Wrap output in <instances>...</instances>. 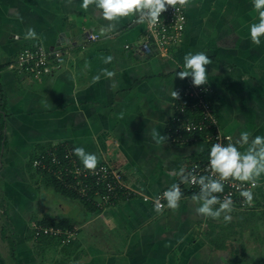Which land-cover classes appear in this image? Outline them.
<instances>
[{
  "label": "crops",
  "instance_id": "obj_1",
  "mask_svg": "<svg viewBox=\"0 0 264 264\" xmlns=\"http://www.w3.org/2000/svg\"><path fill=\"white\" fill-rule=\"evenodd\" d=\"M81 2L0 0V264H232L229 226L197 215L191 196L175 212L165 206L157 214L143 195L179 182L181 167L187 172L208 155L206 142L175 143L168 129L177 99L171 92L184 82L176 72L188 52L212 60L206 67L225 132L235 141L244 130L264 136V37L260 46L250 40L252 0H189L175 58L140 55L135 46L146 27L129 18L87 40L108 22ZM29 27L37 39H24ZM36 45L62 51L52 74L38 80L9 69L23 48ZM107 55L110 64L101 60ZM103 68L115 76L92 83ZM153 129L165 137L160 143ZM51 145L97 154L137 193L93 209L40 182L30 160ZM54 219L70 231L58 249L52 236L33 231Z\"/></svg>",
  "mask_w": 264,
  "mask_h": 264
},
{
  "label": "built area",
  "instance_id": "obj_2",
  "mask_svg": "<svg viewBox=\"0 0 264 264\" xmlns=\"http://www.w3.org/2000/svg\"><path fill=\"white\" fill-rule=\"evenodd\" d=\"M146 31L142 40L135 46L142 56L160 54L175 58L177 49L182 45L186 37L187 15L186 7L171 6L162 13L160 23L156 28ZM102 36L94 31L87 32V40L95 41ZM126 47H130L127 45ZM60 50H48L42 45L23 48L16 59L9 64V69L18 73L27 74L38 80L44 79L53 73L58 67ZM179 93L176 99V109L171 117L169 132L175 143L199 142L208 144V151L213 143L227 144L228 137L234 138L225 132L218 119L217 100L214 88L208 78L206 85L194 86L191 77L185 78L183 84L178 87ZM32 167L40 174L47 173L52 176L59 185L72 191L81 199L93 203L98 209H105L115 204L122 197H131L136 190L130 188L124 181L122 171L109 163L100 162L96 171L85 170L82 163L73 154V150L64 145L61 147L50 146L41 150L31 159ZM208 155L205 159L194 161L189 165L188 171L195 170L197 175H207ZM259 186L252 189L254 203L264 190V183L259 180ZM238 182L225 184L224 192L218 194L221 199L231 195L234 201V209H249L242 206V197L237 190ZM246 187L248 185H245ZM182 192H199L198 185H180ZM166 189V188H165ZM165 189L154 196L143 195L145 200L154 202V199ZM183 197V196H182ZM163 203L166 202L162 201ZM252 207V206H251ZM34 234L58 236L66 234L69 241L70 231L60 226H34Z\"/></svg>",
  "mask_w": 264,
  "mask_h": 264
},
{
  "label": "clouds",
  "instance_id": "obj_3",
  "mask_svg": "<svg viewBox=\"0 0 264 264\" xmlns=\"http://www.w3.org/2000/svg\"><path fill=\"white\" fill-rule=\"evenodd\" d=\"M188 4L189 0H82L79 7L84 11L90 6L94 7L101 18L108 22L100 31V35L103 36L114 31L117 23L124 18H129L135 24H146L148 29L152 30L160 23L162 13L167 11L169 6L176 9L177 6L186 7ZM252 5L257 14V22L249 25V36L253 44L260 46L261 38L264 37V0H252ZM24 39H37L35 29L27 28ZM113 59L112 55L101 57L104 64L112 63ZM211 63V58L203 51L188 52L184 55L182 69L176 72V76L180 79L191 77L192 84L197 87L206 85L208 83L206 66ZM101 76L111 79L115 76V72L103 68L99 74L93 76L92 83L99 82ZM171 95L178 98L179 93L174 90ZM151 135L157 143L165 139L155 129ZM228 140L227 144L217 142L210 146L207 175H197L195 170L186 172L181 167L176 173L179 182L172 183L154 199L153 210L157 214H162L166 206L167 209L175 212L183 196L180 185H198L199 192L191 197L192 202L197 205L196 214L214 220L223 217L225 223L231 222L234 201L230 194L223 199L218 195L224 192L225 184L228 182H238L234 186H237L242 197V206H253L252 189L259 186V179L264 175V136H253L252 133L244 130L240 132L239 139L235 142H232L231 137H228ZM73 154L81 161L85 170L93 173L96 171L99 163L97 154L86 151L82 146L74 147ZM162 201L166 202V205Z\"/></svg>",
  "mask_w": 264,
  "mask_h": 264
},
{
  "label": "rangeland",
  "instance_id": "obj_4",
  "mask_svg": "<svg viewBox=\"0 0 264 264\" xmlns=\"http://www.w3.org/2000/svg\"><path fill=\"white\" fill-rule=\"evenodd\" d=\"M231 216V222L225 223L223 217L219 220L230 229L232 264H264V190L252 207L239 211L234 209ZM52 237L51 244L57 249L64 247L68 239L64 233Z\"/></svg>",
  "mask_w": 264,
  "mask_h": 264
},
{
  "label": "trees",
  "instance_id": "obj_5",
  "mask_svg": "<svg viewBox=\"0 0 264 264\" xmlns=\"http://www.w3.org/2000/svg\"><path fill=\"white\" fill-rule=\"evenodd\" d=\"M2 66H0V69H1ZM3 98V92H2V88H1V84H0V99ZM1 116V115H0ZM4 130H5V125L3 123H0V136L4 135ZM4 137V136H3ZM46 148H48L47 146H42L41 147V150H45ZM36 155L32 156V158H34ZM31 158V159H32ZM30 165L32 167V164H31V160H30ZM33 168V167H32ZM36 173L38 174V176L40 175V182L42 183H46L48 185H52L58 192H62L64 193L66 196L68 197H73V198H76L78 200H80L81 202H83L85 205H88L90 207H92L93 209H98L93 203L91 202H87L83 199H81L80 197H78V195L72 191H69L67 190L66 188L62 187L61 185L58 184V182L52 177L50 176L49 174L47 173H44V174H40L36 171ZM35 179L36 175H32ZM195 193H198V192H195V191H184L183 192V196H191ZM45 225H54V226H60V227H64V222L62 221H58V219H54V220H50V221H45L44 222ZM56 223H60V224H56Z\"/></svg>",
  "mask_w": 264,
  "mask_h": 264
}]
</instances>
